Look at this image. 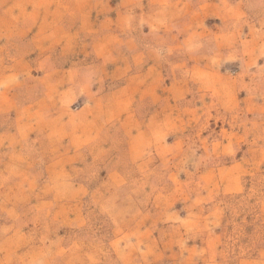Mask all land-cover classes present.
Here are the masks:
<instances>
[{
	"label": "rangeland",
	"instance_id": "1",
	"mask_svg": "<svg viewBox=\"0 0 264 264\" xmlns=\"http://www.w3.org/2000/svg\"><path fill=\"white\" fill-rule=\"evenodd\" d=\"M89 74L3 87L0 264H264V0H0L2 85Z\"/></svg>",
	"mask_w": 264,
	"mask_h": 264
},
{
	"label": "crops",
	"instance_id": "2",
	"mask_svg": "<svg viewBox=\"0 0 264 264\" xmlns=\"http://www.w3.org/2000/svg\"><path fill=\"white\" fill-rule=\"evenodd\" d=\"M135 53L137 54V56H141V52H143L142 54H146V50H143L142 47H138L136 46ZM148 71V70H147ZM146 72H143V70L139 71L137 73V75L133 76L132 78H130V76H128L126 78L125 83L123 84L124 86L119 88L116 91H113L112 95H115L116 92L126 94L128 96H131L132 98L134 96H141L144 97L145 95L148 94V90L143 91L144 88L142 86H137L136 88H132L129 85V81L131 79H134V77L136 78H144L143 75ZM65 76V75H64ZM23 79L22 82H29L30 84L26 86V91H28L29 96H33L35 94H37V92L42 91V93L44 94V96L46 97V99L50 100V96H57L60 94H72L74 91L76 92L77 95H84L88 90L91 91V86L98 82V77L97 75H66L65 76V82L64 83H57L58 81L56 80V78H54V75H37L36 78H34L33 76L31 77V75H27L26 77H22V75H6L4 80H9L11 81L8 84H4L2 85V83H0V106L1 103L4 102L5 104L10 103L11 99L9 97L10 92L7 91V89L10 86V84L15 83L17 81V79ZM28 80V81H27ZM34 80H38V81H34ZM34 84V85H33ZM5 87V88H3ZM108 94H105L104 96H108ZM95 99V98H94ZM140 104L144 103V98H142L139 102ZM107 105V104H106ZM3 106V104H2ZM8 110H9V106ZM118 107V106H117ZM1 110V108H0ZM33 111V110H31ZM115 112V107H111V109L109 107H106L105 113L101 114L100 116H93L91 119L88 120V128L89 131L91 132V134L93 132L96 131V129L98 130V128H102L104 127V124H107L110 122V115H112ZM42 113H44V111H42ZM42 124L45 123V119L44 121H41ZM32 125H34V123H32ZM6 133H11L9 132L7 129H4L2 131H0V137L2 134H6ZM16 134V132L14 133ZM20 134V133H19ZM90 134V133H89ZM91 136V135H89ZM29 156L26 154V158H28ZM30 159H32V157H30ZM87 237H84L83 239L85 240ZM67 251H63L62 253H58L60 256L59 258H62L66 255ZM97 254L100 255V253H95L93 252L92 255V259H98L100 262L101 260H103V258L101 257H97ZM93 264V263H92ZM99 264V263H97Z\"/></svg>",
	"mask_w": 264,
	"mask_h": 264
}]
</instances>
